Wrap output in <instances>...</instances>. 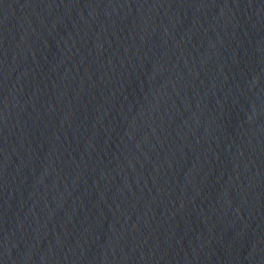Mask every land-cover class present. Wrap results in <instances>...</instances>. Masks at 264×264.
I'll return each mask as SVG.
<instances>
[{"label": "water", "instance_id": "water-1", "mask_svg": "<svg viewBox=\"0 0 264 264\" xmlns=\"http://www.w3.org/2000/svg\"><path fill=\"white\" fill-rule=\"evenodd\" d=\"M0 264H264V0H0Z\"/></svg>", "mask_w": 264, "mask_h": 264}]
</instances>
